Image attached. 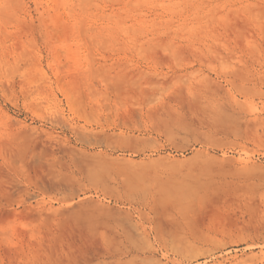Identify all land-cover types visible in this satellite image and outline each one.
Masks as SVG:
<instances>
[{"label":"rangeland","instance_id":"rangeland-1","mask_svg":"<svg viewBox=\"0 0 264 264\" xmlns=\"http://www.w3.org/2000/svg\"><path fill=\"white\" fill-rule=\"evenodd\" d=\"M0 264H264V0H0Z\"/></svg>","mask_w":264,"mask_h":264},{"label":"bare ground","instance_id":"bare-ground-1","mask_svg":"<svg viewBox=\"0 0 264 264\" xmlns=\"http://www.w3.org/2000/svg\"><path fill=\"white\" fill-rule=\"evenodd\" d=\"M164 201V200H163ZM171 202V201H170Z\"/></svg>","mask_w":264,"mask_h":264}]
</instances>
